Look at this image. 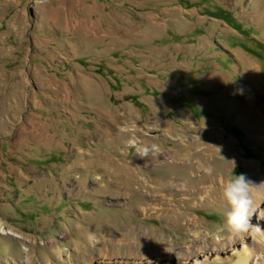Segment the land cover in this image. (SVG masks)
Masks as SVG:
<instances>
[{"label": "rangeland", "instance_id": "rangeland-1", "mask_svg": "<svg viewBox=\"0 0 264 264\" xmlns=\"http://www.w3.org/2000/svg\"><path fill=\"white\" fill-rule=\"evenodd\" d=\"M208 1L0 0V264L236 260L242 244L211 243L230 235L229 206L188 211L194 245L193 227L139 212L145 186L191 189L225 168L228 181L234 166L257 180L249 164L264 175V0ZM198 147L205 162L190 171Z\"/></svg>", "mask_w": 264, "mask_h": 264}, {"label": "bare ground", "instance_id": "bare-ground-1", "mask_svg": "<svg viewBox=\"0 0 264 264\" xmlns=\"http://www.w3.org/2000/svg\"><path fill=\"white\" fill-rule=\"evenodd\" d=\"M244 95H246V93H244ZM243 101L245 110L250 112L248 109H246L250 103L249 98L244 96ZM247 111H245L243 114H247ZM166 133L168 134H164V136L168 138L171 133H169V131H166ZM215 139L219 140L220 136L216 137ZM197 143L198 141L195 142V146H197ZM228 145H230V142H228ZM208 149V147H198L191 151L188 155V160L185 163V167L190 171L197 170V172H200V168L205 162V153ZM232 152L233 150L229 146V148H227L225 151L218 152V159L222 161L223 159H226L228 156H230ZM156 155H160L162 158H170V154H166L164 152L161 154L156 153ZM248 168L252 171L253 175H258L257 180L254 178L248 179L253 180L252 184L255 180L250 191L252 205L248 227L244 230H240V232H236V229L229 225L231 229V236L229 235L222 240H216L220 238L219 235H216L211 241V243L216 247V250L221 253L228 252L231 249L235 250L236 246L242 244L241 249H236L234 251L233 254L237 255V258L231 264H264V211H262L260 208L261 204L264 205V190L262 188L264 186V179L259 180V178H263L264 175H261L260 173L258 174L256 168L252 164H249ZM226 171H228L227 168H225V172H223V174L218 179L214 178L211 181H208L207 179H200L197 185H192L191 189L180 188L176 184H164V186H156L152 184V186H145V188L143 187V195L147 198V200L141 203L139 212L152 211L153 213H157L158 217L162 218L169 224H173L175 226L189 225L193 227L194 230L190 234V237L192 239V245H194L201 240V235L198 231L199 222L198 220L188 218V211L196 207H203L204 205H207L208 207L216 206L224 209L228 206L222 195L223 186L227 182L224 175ZM178 202L184 203L186 206H178ZM256 213L258 215L256 218H254ZM251 223H253L255 226L251 227L252 236H248ZM10 234H12V232ZM140 238L145 240L144 236ZM204 238L206 240L210 239L208 235H204ZM124 239L125 238L123 237V239H121L119 242L125 245L124 249H128L127 245L130 243L125 242ZM225 240L226 242L222 243V241ZM247 241L251 242V245H248ZM106 243L110 245L108 242ZM110 246L113 250H115L113 252L116 253L118 248L113 245ZM192 250H196V253L193 254V258L197 262L198 259L196 257H204L207 259V255L204 251H200V247L197 248L196 246H191L188 248V251L191 252ZM202 250H207L206 244L202 245ZM212 252L213 251H211V253ZM184 257L185 261L188 262L190 260L189 257H186L185 255ZM154 261H156L157 264H160L162 261L166 264H174V259L172 257L151 260V262ZM87 264H92V262H88Z\"/></svg>", "mask_w": 264, "mask_h": 264}, {"label": "clouds", "instance_id": "clouds-1", "mask_svg": "<svg viewBox=\"0 0 264 264\" xmlns=\"http://www.w3.org/2000/svg\"><path fill=\"white\" fill-rule=\"evenodd\" d=\"M153 149L155 146H152ZM150 149L144 148L147 153ZM252 182L245 174L232 175L223 186L222 195L229 206L225 215L226 222L236 230H244L250 222Z\"/></svg>", "mask_w": 264, "mask_h": 264}, {"label": "trees", "instance_id": "trees-1", "mask_svg": "<svg viewBox=\"0 0 264 264\" xmlns=\"http://www.w3.org/2000/svg\"><path fill=\"white\" fill-rule=\"evenodd\" d=\"M203 10V9H201ZM205 11V14L208 15L209 17L213 18L215 17L216 19H220L224 21L226 24H228L230 27H232L235 30H240V27L237 22H234L233 18H229L228 16L219 14V12L215 10H203ZM237 139L241 142V139L237 137Z\"/></svg>", "mask_w": 264, "mask_h": 264}, {"label": "crops", "instance_id": "crops-1", "mask_svg": "<svg viewBox=\"0 0 264 264\" xmlns=\"http://www.w3.org/2000/svg\"><path fill=\"white\" fill-rule=\"evenodd\" d=\"M105 5L106 4H104V3L99 4V9L101 10V16H103L106 13ZM93 53H95V43H94ZM87 69H90V68H87Z\"/></svg>", "mask_w": 264, "mask_h": 264}, {"label": "water", "instance_id": "water-1", "mask_svg": "<svg viewBox=\"0 0 264 264\" xmlns=\"http://www.w3.org/2000/svg\"><path fill=\"white\" fill-rule=\"evenodd\" d=\"M235 175H237V173H235Z\"/></svg>", "mask_w": 264, "mask_h": 264}]
</instances>
